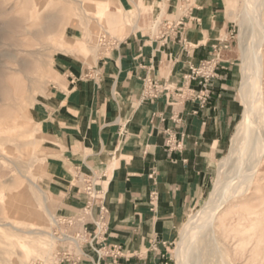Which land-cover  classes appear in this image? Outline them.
<instances>
[{
  "label": "crops",
  "instance_id": "1",
  "mask_svg": "<svg viewBox=\"0 0 264 264\" xmlns=\"http://www.w3.org/2000/svg\"><path fill=\"white\" fill-rule=\"evenodd\" d=\"M142 2L136 27L100 66L69 67L62 61L63 88L50 86L55 130L89 142L85 151L91 153L79 164L105 168L106 179L100 183L107 210L105 239L120 255L99 259L89 252L83 264H174L170 251L179 227L208 191L214 158L231 123L233 64L226 59L228 50L207 87L206 103L199 99L203 86L186 80L192 69L212 59L216 46L232 41L225 0ZM164 2L172 11L179 7L180 13L182 8L187 12L176 20L165 18L163 25L183 19V26L140 30V21L149 22L155 6ZM75 162L70 160L77 166ZM57 179L59 193L73 183L68 177ZM69 199H80L76 189Z\"/></svg>",
  "mask_w": 264,
  "mask_h": 264
},
{
  "label": "rangeland",
  "instance_id": "2",
  "mask_svg": "<svg viewBox=\"0 0 264 264\" xmlns=\"http://www.w3.org/2000/svg\"><path fill=\"white\" fill-rule=\"evenodd\" d=\"M225 3L226 16L232 24V41L226 54L233 64L231 123L223 149L214 158L209 189L179 227L170 251L174 264H178L175 251L182 231L189 217L211 200L220 165L231 155L233 139L243 119L244 43L239 37L244 0ZM137 6L143 10L145 4L142 0H0V264L50 262L58 253L72 248L70 243L52 241L49 233L57 230L46 207L59 220L84 216L90 220L84 212L86 196L76 174L78 170L90 174L88 167L79 164L86 152L91 153L85 151L89 142L55 130L50 111L55 96L50 86L59 84L63 88L58 71L62 61L69 67L100 66L102 58L138 22ZM155 9L149 22L140 21V30L157 31L165 18L176 20L182 14L179 7L172 11L167 2ZM231 10L236 15L230 16ZM250 48L253 53L255 48ZM262 51L264 54V43ZM260 84L264 116V72ZM72 159L77 166L71 165ZM95 171L102 177L100 183L105 181V168ZM58 176L73 181L63 193L58 191ZM76 187L82 192L80 199L73 201L69 195ZM80 203L83 204L78 207ZM218 218L215 232L224 262L264 264V168L254 177L251 190L232 201ZM64 227L69 235L77 230L75 225ZM211 260L208 264L224 263L220 257Z\"/></svg>",
  "mask_w": 264,
  "mask_h": 264
},
{
  "label": "bare ground",
  "instance_id": "3",
  "mask_svg": "<svg viewBox=\"0 0 264 264\" xmlns=\"http://www.w3.org/2000/svg\"><path fill=\"white\" fill-rule=\"evenodd\" d=\"M234 15L235 12L231 10L230 16ZM240 18L239 40L244 43L243 47L241 45L245 107L242 123L233 139L231 155L220 165L219 180L211 200L204 209L189 217L182 231L175 251L178 264H208L213 257H220L224 262V254L215 232L216 222L220 219L219 213L232 201L248 193L254 177L264 168V116L260 84L264 72V0H244ZM11 28L13 24H10L9 29ZM250 47L255 48L253 53ZM236 208L238 207H233ZM45 212L58 227V217L47 207ZM28 214L22 218H26ZM33 214L38 216L34 212ZM49 235L55 241L53 232Z\"/></svg>",
  "mask_w": 264,
  "mask_h": 264
},
{
  "label": "built area",
  "instance_id": "4",
  "mask_svg": "<svg viewBox=\"0 0 264 264\" xmlns=\"http://www.w3.org/2000/svg\"><path fill=\"white\" fill-rule=\"evenodd\" d=\"M182 9V14H186L187 10ZM183 24V19H180L178 22L166 21L161 26L165 29H175L183 26ZM161 36L165 37L166 34ZM229 46L230 44L216 46L212 59L203 61L199 66L192 69L191 74L186 77L189 83L198 81L203 86L205 92L199 97L202 103L207 102L209 96L207 87L215 79L219 64L223 60L224 51L228 50ZM169 91L170 88L167 89V93ZM172 141V136L168 135L167 145L170 149L174 148ZM88 169L90 174H85L80 170L76 174L86 196L84 212L89 215L90 220L86 219L85 216L79 219L60 218L58 227H55L57 230L54 234L55 240L62 243H70L72 248L58 253L53 260L50 262L46 261L48 263L37 262L36 264H83V260L89 252L95 253L99 259L104 257L116 258L120 255L118 248L107 245L105 239L107 210L105 207L104 189L100 185L102 177L93 168L89 167ZM82 188L76 187L78 194H81ZM74 225L77 228L74 234L69 235L64 232V226L70 227Z\"/></svg>",
  "mask_w": 264,
  "mask_h": 264
}]
</instances>
